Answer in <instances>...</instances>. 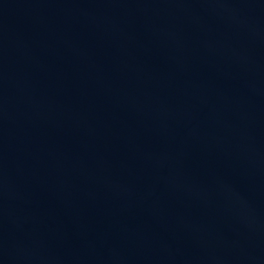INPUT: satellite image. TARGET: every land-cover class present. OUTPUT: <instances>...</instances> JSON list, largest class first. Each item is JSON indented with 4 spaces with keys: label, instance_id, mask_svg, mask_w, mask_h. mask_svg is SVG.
Instances as JSON below:
<instances>
[{
    "label": "water",
    "instance_id": "water-1",
    "mask_svg": "<svg viewBox=\"0 0 264 264\" xmlns=\"http://www.w3.org/2000/svg\"><path fill=\"white\" fill-rule=\"evenodd\" d=\"M0 264H264V0H0Z\"/></svg>",
    "mask_w": 264,
    "mask_h": 264
}]
</instances>
